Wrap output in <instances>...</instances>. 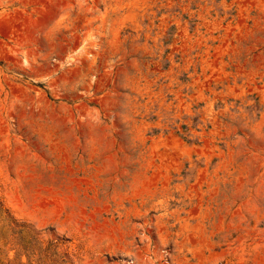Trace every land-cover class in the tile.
I'll return each instance as SVG.
<instances>
[{"label": "rangeland", "instance_id": "obj_1", "mask_svg": "<svg viewBox=\"0 0 264 264\" xmlns=\"http://www.w3.org/2000/svg\"><path fill=\"white\" fill-rule=\"evenodd\" d=\"M0 264H264V0H0Z\"/></svg>", "mask_w": 264, "mask_h": 264}]
</instances>
